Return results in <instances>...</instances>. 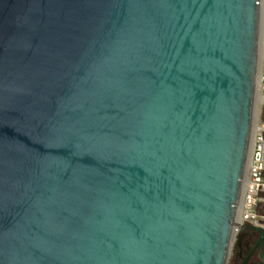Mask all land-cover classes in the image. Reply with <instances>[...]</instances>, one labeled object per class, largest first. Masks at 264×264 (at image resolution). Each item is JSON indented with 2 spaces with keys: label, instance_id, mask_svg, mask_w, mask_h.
Instances as JSON below:
<instances>
[{
  "label": "water",
  "instance_id": "1",
  "mask_svg": "<svg viewBox=\"0 0 264 264\" xmlns=\"http://www.w3.org/2000/svg\"><path fill=\"white\" fill-rule=\"evenodd\" d=\"M260 41L261 0H0V264H227Z\"/></svg>",
  "mask_w": 264,
  "mask_h": 264
},
{
  "label": "built area",
  "instance_id": "2",
  "mask_svg": "<svg viewBox=\"0 0 264 264\" xmlns=\"http://www.w3.org/2000/svg\"><path fill=\"white\" fill-rule=\"evenodd\" d=\"M259 86L264 102V66L259 73ZM260 114V113H259ZM242 193L234 227V239L241 233L245 225L264 227V214L260 211L264 203V122L258 116L254 134L252 152L248 164L246 179L242 185ZM239 217L237 219V215Z\"/></svg>",
  "mask_w": 264,
  "mask_h": 264
},
{
  "label": "flooded vegetation",
  "instance_id": "3",
  "mask_svg": "<svg viewBox=\"0 0 264 264\" xmlns=\"http://www.w3.org/2000/svg\"><path fill=\"white\" fill-rule=\"evenodd\" d=\"M239 235L233 244L230 264H264V239L259 243L260 233L245 230Z\"/></svg>",
  "mask_w": 264,
  "mask_h": 264
},
{
  "label": "bare ground",
  "instance_id": "4",
  "mask_svg": "<svg viewBox=\"0 0 264 264\" xmlns=\"http://www.w3.org/2000/svg\"><path fill=\"white\" fill-rule=\"evenodd\" d=\"M263 39H264V0H261V41H260L259 68H258V75H257V82H256L254 113H253L252 131H251L250 144H249L248 160H247V165H246V170H245V175H244L243 182L246 179V175H247L248 164H249V160H250V156H251V152H252L254 134H255V131H256V128H257L258 116H259L260 108H261V105H262V102H261L262 94H261V90H260V86H259V79L258 78H259V73H260V71L263 68V62H264V43H263ZM242 191H243V189H242ZM239 205H241L240 202H239ZM237 212H238V210H237ZM238 217H239V213L237 215V219H238ZM235 221H236V218H235Z\"/></svg>",
  "mask_w": 264,
  "mask_h": 264
},
{
  "label": "rangeland",
  "instance_id": "5",
  "mask_svg": "<svg viewBox=\"0 0 264 264\" xmlns=\"http://www.w3.org/2000/svg\"><path fill=\"white\" fill-rule=\"evenodd\" d=\"M263 43H264V39H263ZM263 66H264V63H263ZM261 102H262V97H261ZM263 116H264V102H263L262 105H261V108H260V114H259L260 120H261L262 122H263V120H262ZM260 211H261V213L264 214V203L261 204V206H260ZM234 241H235V240H234ZM233 244H234V242H233ZM233 244H232V247H231V251H230V255H229V259H228V263H227V264H230V258H231V256H232V248H233Z\"/></svg>",
  "mask_w": 264,
  "mask_h": 264
},
{
  "label": "trees",
  "instance_id": "6",
  "mask_svg": "<svg viewBox=\"0 0 264 264\" xmlns=\"http://www.w3.org/2000/svg\"><path fill=\"white\" fill-rule=\"evenodd\" d=\"M262 120H263V122H264V116H263Z\"/></svg>",
  "mask_w": 264,
  "mask_h": 264
}]
</instances>
